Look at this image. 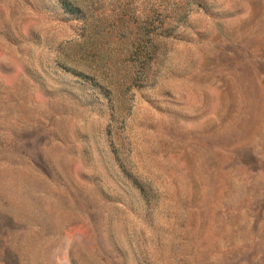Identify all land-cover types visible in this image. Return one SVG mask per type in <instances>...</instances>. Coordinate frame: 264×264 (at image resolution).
<instances>
[{
  "label": "rangeland",
  "instance_id": "374dc122",
  "mask_svg": "<svg viewBox=\"0 0 264 264\" xmlns=\"http://www.w3.org/2000/svg\"><path fill=\"white\" fill-rule=\"evenodd\" d=\"M0 264H264V0H0Z\"/></svg>",
  "mask_w": 264,
  "mask_h": 264
}]
</instances>
